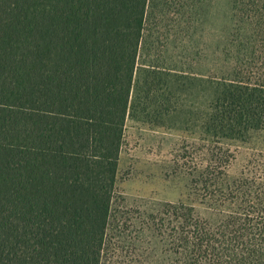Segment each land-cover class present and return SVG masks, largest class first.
<instances>
[{
  "label": "trees",
  "instance_id": "1",
  "mask_svg": "<svg viewBox=\"0 0 264 264\" xmlns=\"http://www.w3.org/2000/svg\"><path fill=\"white\" fill-rule=\"evenodd\" d=\"M226 3L0 0V264H102L127 119L194 139L173 263L264 264V163L223 145L264 130V0Z\"/></svg>",
  "mask_w": 264,
  "mask_h": 264
},
{
  "label": "rangeland",
  "instance_id": "2",
  "mask_svg": "<svg viewBox=\"0 0 264 264\" xmlns=\"http://www.w3.org/2000/svg\"><path fill=\"white\" fill-rule=\"evenodd\" d=\"M226 7V0H210L211 25L220 23ZM177 54H173L175 60ZM182 57L185 62V52ZM193 140L183 130L126 120L102 264H174L168 245L170 216L163 214L166 206L185 207L186 202L203 212L189 197L183 165L185 145ZM223 145L229 148L230 176L251 162L264 163V130L253 133L245 143ZM159 221L163 236L153 226Z\"/></svg>",
  "mask_w": 264,
  "mask_h": 264
}]
</instances>
